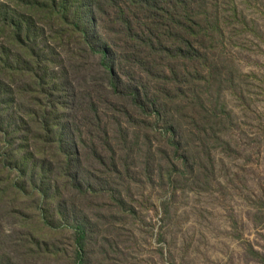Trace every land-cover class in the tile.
<instances>
[{
    "label": "rangeland",
    "instance_id": "obj_1",
    "mask_svg": "<svg viewBox=\"0 0 264 264\" xmlns=\"http://www.w3.org/2000/svg\"><path fill=\"white\" fill-rule=\"evenodd\" d=\"M194 1L200 21L208 20L204 38L189 36L204 48L206 83L196 80L186 88L181 75L200 67L178 59L185 37L183 4L160 0L150 19L133 9L136 30H150L159 40L155 51L141 54L122 51L111 10L97 14L99 34L127 58L125 71L142 79L151 102L162 106L155 139L164 141L159 131L164 123L177 131L179 156L188 160L177 166L180 172L158 154L168 153L163 145L147 153L144 138L151 134L125 127L118 132L109 122L118 140L124 131L131 135L129 163L137 169L135 175H93L107 184L100 197L66 196L76 201L69 223L85 222L86 258L77 251L74 232L35 219L23 224L25 218L15 215L0 218V264H264V0ZM134 62L140 68L129 65ZM84 80L81 74L78 81ZM145 165L155 175H142ZM32 205L27 203L24 215H33ZM15 227L23 238L13 234ZM31 231L32 240L26 238Z\"/></svg>",
    "mask_w": 264,
    "mask_h": 264
},
{
    "label": "trees",
    "instance_id": "obj_2",
    "mask_svg": "<svg viewBox=\"0 0 264 264\" xmlns=\"http://www.w3.org/2000/svg\"><path fill=\"white\" fill-rule=\"evenodd\" d=\"M165 2L184 7L185 37L178 59L200 67L184 71V87L196 80L206 83L201 70L207 59L204 48L189 36L204 38L208 20L200 21L197 1ZM159 6L160 0H0V218L18 215L25 218L23 224L35 219L51 229L74 232L77 251L86 258L85 222L81 218L69 223L76 201L66 196L76 192L79 197H100L107 184L93 175H135L137 169L129 163L135 147L129 144L131 135L124 131L118 140L110 132L111 121L118 132L125 127L151 134L152 138H144L147 153L152 146L163 145L168 153L158 154L171 170L180 172L177 166L188 160L179 156L177 131L163 121L159 131L164 141L155 139L162 106L151 102L143 80L123 68L127 58L98 32L97 14L107 8L125 45L122 51L153 52L158 37L147 29L145 34L136 30L133 9L150 19L149 12ZM132 59L137 60L135 54ZM129 65L140 68L138 63ZM89 67L97 72L91 73ZM81 74L85 80L80 83ZM175 157L180 163L174 162ZM142 168V175H155L150 165ZM161 172L159 168L156 174ZM28 202L34 204L33 215H26ZM118 203L123 205L120 199ZM13 234L19 236L17 227ZM34 237L32 231L26 235L30 240ZM13 244L19 254L18 240Z\"/></svg>",
    "mask_w": 264,
    "mask_h": 264
}]
</instances>
